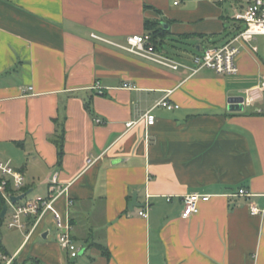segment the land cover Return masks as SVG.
<instances>
[{
	"label": "crops",
	"instance_id": "1",
	"mask_svg": "<svg viewBox=\"0 0 264 264\" xmlns=\"http://www.w3.org/2000/svg\"><path fill=\"white\" fill-rule=\"evenodd\" d=\"M231 1L0 0V160L26 181L10 192L33 193L18 204L45 199L57 173L67 190L55 208L83 248L67 257L51 215L25 238L28 217L20 239L0 235V264H264V39L240 46L235 75L190 71L196 55L244 28L234 15L246 3L230 15ZM145 22L166 26L163 43L181 51L155 50L177 70L111 44L148 35ZM247 91L251 104L228 111ZM164 98L178 108L157 105ZM134 192L143 206L129 210ZM190 193L209 199L185 219Z\"/></svg>",
	"mask_w": 264,
	"mask_h": 264
},
{
	"label": "built area",
	"instance_id": "2",
	"mask_svg": "<svg viewBox=\"0 0 264 264\" xmlns=\"http://www.w3.org/2000/svg\"><path fill=\"white\" fill-rule=\"evenodd\" d=\"M177 4V3H175ZM236 21L242 22L244 28L234 37L230 42L220 47H210L205 49L201 54L193 58L195 68L190 69L191 74H195L202 69H209L214 73L222 76H230L237 74V57L240 53V46L248 45L257 37L264 39V0H246L244 8L234 15ZM116 48L139 57L148 62H152L169 68L177 70L181 65L174 63L168 58L159 55L153 41L149 35H132L127 37L125 44L111 43ZM252 52H257L255 46H249ZM264 62V56H263ZM127 87V85H124ZM102 93L99 87H95ZM247 91L243 97L242 105L247 106L251 104L252 99L248 96ZM167 110L177 109L178 106L171 104L166 98L157 103ZM147 125H152L155 118L149 113L145 114L140 121ZM100 123V120H95ZM139 122V121H138ZM133 123H128L126 126L130 128ZM26 184L25 177L22 173L17 171L11 164L10 160H0V198L4 201L5 206L10 209L11 216L8 220L7 227L12 230L22 231L25 226V219L32 217L34 223L29 232L25 234V238L36 229L37 225L42 219L51 215L53 228L56 231V241L59 246L65 251L69 259H76L83 252V248L76 245L72 235V225L67 216H63L56 208L55 202L66 193L67 187L61 186L58 183L57 173H54L49 180V193L47 198H35L22 204L11 202L13 193L10 191H17L22 189ZM240 195L247 193L240 189ZM209 196L200 195L197 193H190L182 197V218H189L191 215L197 213L199 201H207ZM71 204V201L68 202ZM254 212L255 210L252 209ZM139 216L146 217L144 211H139ZM4 259V257H3Z\"/></svg>",
	"mask_w": 264,
	"mask_h": 264
},
{
	"label": "trees",
	"instance_id": "3",
	"mask_svg": "<svg viewBox=\"0 0 264 264\" xmlns=\"http://www.w3.org/2000/svg\"><path fill=\"white\" fill-rule=\"evenodd\" d=\"M145 30L146 32H148V35L151 37V40L153 41L157 50L161 49L163 40L165 36L169 33V31L166 30L161 24L157 22H152V23L145 22ZM85 107L90 112L91 110L90 102H87L85 104ZM63 133H64L63 129L59 130V133H57V135H55L52 139L53 144L57 148V156L59 161L61 160L63 154ZM4 205H5L4 201L0 198V214ZM2 221L3 219L0 217V226L2 224ZM101 253L107 257L109 255V252L106 249H101ZM29 261H33L35 264H41L39 261L35 259H26L23 262L13 261L11 264H28Z\"/></svg>",
	"mask_w": 264,
	"mask_h": 264
},
{
	"label": "rangeland",
	"instance_id": "4",
	"mask_svg": "<svg viewBox=\"0 0 264 264\" xmlns=\"http://www.w3.org/2000/svg\"><path fill=\"white\" fill-rule=\"evenodd\" d=\"M245 3H246V0H233V1L227 3L228 5L225 6V9H226L227 12L231 15V14L234 13L232 8H239L240 6H244ZM231 5H232V7H231ZM239 24H240V23H239ZM223 38H227V36H225V37H223ZM223 38H222V39H223ZM222 39H220V40H222ZM223 40H224V39H223ZM169 41H170V40H169ZM169 41L167 40L165 43H163V44L161 45L162 49H163L166 53H168V54H170V55H173V54L176 55V54H178V53L181 51V49H179V51H178V50H177L178 47H175V45H171V43H170ZM221 42H222V41H218L217 43L220 44ZM201 44H203V46L208 45L207 43H206V44H205V43H201ZM208 46H209V45H208ZM185 51H187V52H193V51H195V50H193V47H191V48H187V49H185ZM182 54H188V53H186V52H182ZM189 54H191V53H189ZM32 196H33V193L30 194V195H28L27 198H28V199H31ZM7 223H8L7 219H6V220L3 219L2 224H1V226H0V235H1V236H4V237L11 236L12 239H13V238L15 237V235H16V238L20 239V235H19V233H17L16 230H8V229L6 228V224H7Z\"/></svg>",
	"mask_w": 264,
	"mask_h": 264
},
{
	"label": "water",
	"instance_id": "5",
	"mask_svg": "<svg viewBox=\"0 0 264 264\" xmlns=\"http://www.w3.org/2000/svg\"><path fill=\"white\" fill-rule=\"evenodd\" d=\"M162 26L164 28H166L165 25H162ZM242 101H243V97H241V96L230 97L227 100V104H228L227 109H228V111H230V112H240V111H242L243 110ZM27 195H28V192L24 193V194H21V195H19L17 197H11V202H13V203L18 202V201L22 200ZM142 206L143 205L137 203V194H136V192L132 193L131 201L128 203L129 210H133L134 208H140ZM6 209H7V207L4 206L2 211H1V214H0L1 218H3V216H4L5 212H6Z\"/></svg>",
	"mask_w": 264,
	"mask_h": 264
}]
</instances>
